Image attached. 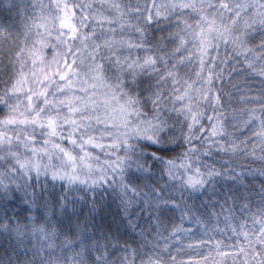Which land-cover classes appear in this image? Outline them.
I'll use <instances>...</instances> for the list:
<instances>
[{"label":"snow or ice","instance_id":"6c2138e0","mask_svg":"<svg viewBox=\"0 0 264 264\" xmlns=\"http://www.w3.org/2000/svg\"><path fill=\"white\" fill-rule=\"evenodd\" d=\"M0 264H264V0H0Z\"/></svg>","mask_w":264,"mask_h":264}]
</instances>
